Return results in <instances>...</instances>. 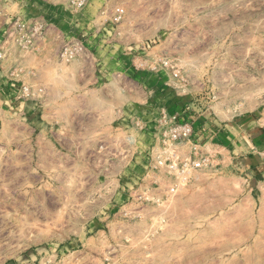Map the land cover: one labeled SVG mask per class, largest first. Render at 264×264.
Returning <instances> with one entry per match:
<instances>
[{
    "label": "rangeland",
    "instance_id": "obj_1",
    "mask_svg": "<svg viewBox=\"0 0 264 264\" xmlns=\"http://www.w3.org/2000/svg\"><path fill=\"white\" fill-rule=\"evenodd\" d=\"M68 1L0 0V38L41 25L0 63V264H264V0ZM74 37L94 54L60 60ZM143 89L213 154L175 194L146 186Z\"/></svg>",
    "mask_w": 264,
    "mask_h": 264
},
{
    "label": "built area",
    "instance_id": "obj_2",
    "mask_svg": "<svg viewBox=\"0 0 264 264\" xmlns=\"http://www.w3.org/2000/svg\"><path fill=\"white\" fill-rule=\"evenodd\" d=\"M86 0H69V7L80 8ZM123 14L122 8H115L112 21L117 23ZM41 33V25L36 22L21 23L16 20L9 23L0 38V63L7 60L11 49L24 50L32 46ZM87 41L74 37L65 43L58 54L60 60L69 61L75 58H88L91 50ZM163 67L169 68L174 77L178 73L167 58L161 59ZM41 88L32 89L26 85L18 87L20 99H31L41 92ZM139 126V125H138ZM142 128V127H141ZM213 154L201 149L195 138V128L190 120H181L178 115L160 107L153 120V143L144 151L146 158V177L148 188L159 187L158 179L166 180V192L175 194L198 171L211 167ZM139 194L137 199L141 202L153 199L149 195Z\"/></svg>",
    "mask_w": 264,
    "mask_h": 264
},
{
    "label": "crops",
    "instance_id": "obj_3",
    "mask_svg": "<svg viewBox=\"0 0 264 264\" xmlns=\"http://www.w3.org/2000/svg\"><path fill=\"white\" fill-rule=\"evenodd\" d=\"M26 11H29V12H31V10H29V8L28 9H26ZM28 12V13H29ZM32 14H33V16H40L41 15V13H39V11H37L36 12V14L34 15V10H33V12H32ZM93 41V40H92ZM89 48H90V50H93L94 49V46H88ZM94 53L93 52H91V55H93ZM117 56L118 55H115L114 56V58L116 59L117 58ZM118 57H120V56H118ZM111 58H113L112 56H111ZM113 58V59H114ZM82 68H84L83 70L84 71H86L87 70V68L85 67V66H82L81 67V69ZM81 71V70H80ZM76 89H75V92L76 93H80V95H77V94H75V102L76 103H79V105L81 106V107H83V108H85V106L87 105V103L85 102V100H83V94H85V92H89V91H91L90 90V88H89V86H87L86 84H82V83H80V84H78V85H76V87H75ZM17 91H18V89H17ZM153 94H147L146 93V90L145 89H143L142 90V96H141V98L142 99H139V100H137V103H138V106H139V108H144V109H147L148 110V114L150 115L149 117H148V120H150L151 122H149V123H153V120H154V115H155V113H157L158 112V109L160 108V107H162V106H165L164 104H168V110H170V111H173V108L172 107H170V105H169V103H167V100L166 99H164V98H162V97H157V96H153ZM49 95H47L45 98H47V99H49ZM19 99V97L18 96H14L13 97V100H15V103L16 102H19V101H21V100H18ZM42 101H44V100H42ZM156 105V106H155ZM173 112H175V111H173ZM177 112V113H176ZM175 113L178 115V116H180V114L182 113V111L181 110H177ZM150 118H152V119H150ZM181 120H184V118H180ZM152 125H149L148 124V134H152ZM146 131V132H147ZM216 134V133H215ZM218 137H219V139H220V141H222V143H226V142H228V139H227V137H226V135L225 134H222V133H220V131H218L217 132V134H216Z\"/></svg>",
    "mask_w": 264,
    "mask_h": 264
}]
</instances>
